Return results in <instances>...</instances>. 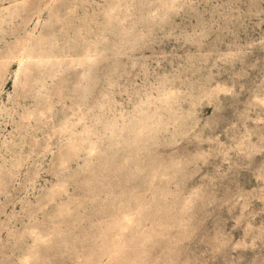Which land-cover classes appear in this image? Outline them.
<instances>
[{
	"label": "rangeland",
	"instance_id": "1",
	"mask_svg": "<svg viewBox=\"0 0 264 264\" xmlns=\"http://www.w3.org/2000/svg\"><path fill=\"white\" fill-rule=\"evenodd\" d=\"M0 264H264V0H0Z\"/></svg>",
	"mask_w": 264,
	"mask_h": 264
}]
</instances>
